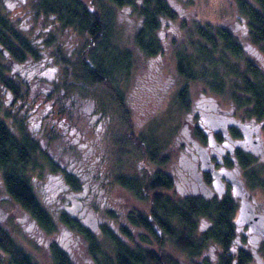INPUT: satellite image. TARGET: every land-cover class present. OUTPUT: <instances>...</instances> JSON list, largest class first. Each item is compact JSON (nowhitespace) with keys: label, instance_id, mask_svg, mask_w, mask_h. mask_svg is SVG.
<instances>
[{"label":"trees","instance_id":"1","mask_svg":"<svg viewBox=\"0 0 264 264\" xmlns=\"http://www.w3.org/2000/svg\"><path fill=\"white\" fill-rule=\"evenodd\" d=\"M172 1L175 3L173 4ZM92 2L96 3V7L93 6V9L87 8L81 0H38L34 5L36 15L41 14L45 18L50 15L60 30L65 31L73 28L81 35L84 33L88 35L85 46L78 50L80 58L77 63L65 57L60 45L56 44L57 59L64 66L65 72H68L69 68L72 69L70 72L72 77L67 76L69 77L68 81L66 79L63 81L61 78V81L53 82V90L45 95L47 100L51 101L55 114L59 113L60 117L75 116L72 111L81 106L77 105L75 100L78 97L82 99L83 94L86 95L84 91H87L89 84L102 83L113 94L118 107L123 104L121 99L123 89L119 86L116 77L130 75L133 63L126 48H120L112 43L113 33L110 25L113 23V15L106 6L107 2L118 7L129 6L132 9V17H137L138 25L132 32L130 40L135 49L145 57L159 54L163 50L158 29L164 23L174 21L179 14L187 15L189 13L188 8L180 7V4L175 0H93ZM235 4L241 17L245 19L244 34H239L229 24L213 26L208 23L193 22L191 27L185 31L184 27L190 23L181 21L180 28L183 29L184 34L170 39L173 45L171 53L174 57L175 72L184 82L177 92L181 107L188 106L186 99L188 83L200 82L211 92L222 93L221 95L240 105L250 103L251 110L258 117L264 116V64L254 62L251 57L243 59V67L237 61L239 58L246 57V48L242 44L243 42H245V46L252 45L250 51L256 54L258 59L260 54H264V0H235ZM47 35L48 37L43 38L40 45H36L0 7V85L14 96L23 99L28 95L27 89L22 94L19 88V84L25 85L26 81L14 79L9 73L11 72L10 68L7 67V64H3L2 59L8 58L22 63L39 59L41 47L54 42L53 35L51 33ZM86 82L89 84H85ZM81 94L82 96H80ZM1 105L0 101V109ZM99 109L104 111L105 118L109 116L105 108L100 107ZM125 114L121 111V119H127L123 116ZM3 116H0V173L3 190L40 227L50 231L53 228L52 220L34 191L33 173L31 172L47 165L50 170L57 169L67 177L70 175L66 181L70 182L75 189H80L82 184L79 176L70 174L64 169L71 163L75 165L80 157L75 156L74 148L71 147L70 155L56 154L54 161L46 155L44 150L50 142L44 143L40 149L37 140L26 133L24 127L28 117L26 114L22 116V120H18L4 108ZM6 117L12 121L15 129L5 121ZM73 124L76 123L73 122ZM131 131L133 130L130 128V132H127L130 134L128 137L135 139V143L139 144V147L144 151L146 159L153 160L155 158L154 150H151L148 155V147L145 138H142L143 135L139 133V135H135ZM37 149L40 151L39 153ZM64 150L65 148L60 149V151ZM37 155H40V162L42 161L43 164L37 162ZM76 166H79V163ZM128 176L130 175H119L116 180L125 190L134 193L137 197L147 193L150 197L153 196L152 219L149 220L148 216L144 214L129 215L128 213L126 218H122V222L119 223L118 229L121 237L110 227H104L106 235L112 241L115 249L113 264H250V261L253 260L251 249L244 247L238 251L230 249L233 245V224L231 221L233 211L230 199L227 201L229 207L226 211H221L220 205L211 206L204 201H188L183 202L178 216L164 217V206L161 207L159 198L153 195L152 188L155 187L154 182L157 181L155 175L147 178L146 182L138 176L135 178L136 180H131ZM166 179L167 185L170 187V177L168 176ZM100 183L103 187L106 184L102 181ZM251 184H255V177ZM168 202L167 212L170 208L172 210L167 215H173L176 213V206L173 207L170 201ZM64 216L62 221L67 223V215ZM198 216L210 219L211 225L204 229L197 227L196 218ZM74 224L76 230H84L85 235H89L86 228ZM132 226L145 229L152 243L150 245L130 244L129 240L134 241L131 232ZM166 237L175 244L182 254L189 257L188 263H183L181 259L165 252L163 246ZM87 238L91 241L90 237ZM211 241L216 242L220 247V252L214 261L203 256V250ZM49 250L52 264H75L69 254L57 244H52ZM255 250L258 261L264 264V240L257 243ZM96 251V247L89 248V254L93 259ZM95 261L97 262L96 259ZM0 264H38L1 223Z\"/></svg>","mask_w":264,"mask_h":264},{"label":"rangeland","instance_id":"2","mask_svg":"<svg viewBox=\"0 0 264 264\" xmlns=\"http://www.w3.org/2000/svg\"><path fill=\"white\" fill-rule=\"evenodd\" d=\"M37 1L38 0H0V7L3 12L9 19L14 20V23L19 26L20 30L33 40L36 45H40L39 43L43 38L48 37V33H51L54 37L53 43L41 47L42 51L39 59L44 60V63L38 60L36 65L32 67V69H35L34 67L37 68L38 64L39 79L35 80V83L32 84L33 88L31 87L28 94L29 99L35 93H38V98H42L41 94L47 91L45 82L53 84L55 81H61V78L63 81H65V79L68 81L69 77L67 76L69 75L70 78L72 77L70 73L72 69L69 68L68 72H65L64 66L57 59V54L55 52L56 44L60 45L65 57L77 63L80 58L78 50H81V48L85 46V42L88 38L86 33L81 35L73 28H69L65 31L60 30L53 22L54 19L50 15H47L46 18L42 17L41 14L36 15L34 5H36ZM81 1L89 9H93V6L96 7L97 1L96 3L92 2L93 0ZM175 1L180 4V7L183 6L188 8L189 13L187 15L179 14L174 21L164 23L158 29V35L162 41L163 50L161 53L150 57L142 56L141 53L135 49L134 44L131 43L130 37L138 25L137 17H132V9L125 5L118 7L111 2L106 3V6L112 11L111 15H113V23L110 25L113 33L112 43L120 48H126L132 57L133 66L130 75L116 77L118 78L117 81L119 86L123 89L121 93L123 104L121 106L118 107L117 103L114 101L113 94L102 83L89 84L86 82L85 84L89 85L87 91H84L86 94H83L84 99L78 97L75 100L77 105H81L78 106L80 109L72 111L74 115L77 116L76 118L74 117L75 119H72V123L74 122L77 125H80L81 121L85 122L84 115L96 118L100 107L105 108L109 115L108 125L110 126V130L108 132L107 130H99L94 134L92 132L89 133V137L95 138L97 136V141L101 143V150L104 156L98 161L97 165L95 164L93 167H87L86 170L89 174L88 181H86L85 175L84 180L91 184V181L94 182V178L93 180L89 178L92 174H90V172L94 171V175L97 174L99 170L107 172L109 179L104 187L100 183L101 180L99 184H97V188L94 187L91 189V185H88L86 193L80 192L81 189H78V192L83 195L81 196V194H79L74 199L79 200L87 214L91 215L88 217V225L86 224L89 235L87 234L86 236L84 230L78 231L75 228H72L73 231H69V227L62 221V217H65L64 215L67 213L65 207L73 206L67 197V191L62 188L65 183L70 184L71 187L73 186L70 182L66 181V178L69 179L70 175H68V177L64 176V174L57 169L50 170L47 165H43L38 169L36 168L34 172H31L35 173V177L32 180L34 191L39 201L47 209L52 220L53 228L50 231H46L4 192L0 173V223L6 227L14 239L30 253L32 259L36 263L52 264L49 247L52 244H57L67 251L75 264H113L115 249L112 241L106 235L104 227L108 226L112 231L117 232L119 218L122 219L126 217L128 213L129 215L133 214L135 210H141L143 214L147 215V208L149 206V193L146 194L145 198L140 200L141 202H137L130 196L131 192H128L124 187L117 184V174H133L136 178L137 176H141V179H144L145 182L147 178L154 174V171L151 172L150 170L153 168L151 167L152 163L148 162L146 159L147 157L144 156V151L139 147V144L135 143L134 138L131 139V137H128L130 134L127 132H130L131 128L133 134L137 135L139 133L143 135L142 138L147 140H145V142L148 147V155L151 150H154L152 144L157 147L160 146L161 148L160 142L163 141L166 143L164 146H167L169 150L173 139L176 138L175 135L182 133L180 137H183L186 133V131L184 132V130H181V127L185 120L184 114L190 111L192 105L190 109H188L189 107L183 109L179 103L177 92L184 82L175 72L174 57L171 53L173 45L170 39L178 37L179 34H184L183 29L180 28L181 21L190 23V25L187 23L188 26L184 27L185 31L188 27H191V23L193 22L208 23L213 26L229 24L235 28L236 32L244 34L246 27L245 19L241 17L240 12L237 10L235 0ZM172 3L174 4L175 2L172 1ZM242 44L246 48V57L237 60L242 67L243 59L250 57L254 59V62H258L262 65L264 64V58L261 57H264V54H260V58L258 59L256 54L250 51L252 45L245 46V42ZM2 62L3 64H7V67L14 72L25 73V70H17L18 68L16 65L8 58H3ZM52 67L55 68L54 71L50 70ZM150 72L157 75L159 81L157 84L160 86L163 85L161 88H145V86L148 85V78L145 77ZM27 82L30 85L32 83L31 81ZM165 86L167 87L165 88ZM1 89L3 88L0 87V101L2 103L0 116L4 117L3 109L6 108V110L11 113V116L16 117L18 120H22L23 115L20 113V109L14 108L15 104L13 103L11 105L10 97L5 95L4 91L2 93ZM199 91L211 95L214 101L220 100L223 106L228 105L227 97L221 95L222 93L211 92L200 82L188 83V95L186 98L189 101L188 104L193 103L198 97ZM80 96H82V94ZM224 98H226V101L223 100ZM34 104L35 103L30 102V106ZM241 106L243 107V105ZM82 111H84V114L80 113ZM121 111L126 113L123 116L127 117V119H121ZM55 116L60 117L59 113ZM39 118L40 113L38 111L37 114L33 116L32 120H30L29 125H27L28 127L24 125L25 129L27 131L33 128L37 130L38 128L35 124H37ZM52 119L53 117H51L50 120ZM5 121L10 127H13L12 121L8 117L5 118ZM43 121L38 127L44 129L45 126H47L48 128L49 120H47V124ZM72 123H69L70 126ZM84 126L85 125L82 127ZM45 132L47 135L49 130L45 129ZM101 133L104 135H101ZM27 134L30 135V132ZM35 139L39 143L38 148L40 149L43 147V144L48 141H43L41 138L38 140L36 137ZM62 144H66L65 139H63ZM47 145L48 146L44 150L49 154L52 151L50 157L55 161L54 157L56 154H59V152L58 150L55 151L53 146L49 147V143ZM37 152L39 153L40 151L38 150ZM153 155L157 159L162 156L160 151L156 152L155 150ZM78 157L80 156L78 155ZM92 157L93 156H90L88 158L91 159ZM40 160V155H37V162H40ZM40 164H43V162L41 161ZM116 164L120 165L119 171H117ZM76 165H78V162H76L75 165L73 163L69 164L68 172L79 176L80 179L81 175ZM38 170L41 171L38 172ZM59 173L62 175L59 176ZM85 174L87 173L85 172ZM248 174L254 175L255 177L254 185L251 184V181L246 183L249 193L253 195L257 203L264 208V159L257 158L254 160ZM90 193H94L92 198L89 196ZM92 217L96 220L95 228H90V218ZM75 220L74 221L80 226L84 224L83 218L76 217ZM196 221L197 226L200 229H204L209 226L210 219L204 216H198ZM131 232L132 235H134V241L132 239L129 240L130 244L152 243L146 231L142 229H132ZM87 237H90L91 241H89ZM165 240L166 244L165 247H163L165 252H168L177 259H181L183 263L189 262V257L184 253L182 254L172 241L167 237ZM90 247L97 248L94 259L89 254ZM243 247L250 249L249 247L251 246H246L245 243ZM254 247L256 246L254 245L253 249L250 250L251 253H253V260L250 261V264H262V262L257 259ZM216 250L217 248H215V246L208 245L205 250H203V256H205V258H211V260L214 261L219 253ZM182 262L180 261V263Z\"/></svg>","mask_w":264,"mask_h":264},{"label":"flooded vegetation","instance_id":"3","mask_svg":"<svg viewBox=\"0 0 264 264\" xmlns=\"http://www.w3.org/2000/svg\"><path fill=\"white\" fill-rule=\"evenodd\" d=\"M38 60L40 59L24 63L11 60L18 68L17 70H25L24 72L26 73L10 70L11 76L14 79L18 81H26L25 85L23 83H18L22 94L27 90L29 94L32 84L35 83V80L39 79L38 64L37 68L34 67L35 69H32ZM40 61L41 63H44V60ZM54 69L55 68L53 67L50 68L52 71H54ZM145 78H148V85L145 86L146 89H159L163 86L157 84L159 82L157 75L152 72L146 75ZM27 81H31V85ZM45 83L47 91L46 93L41 94L42 98H38V93H35L30 99L28 95H26L25 98H23L24 100L19 96H14L3 86L0 85V87L3 88L1 89V92L3 93L4 91L5 95L10 97L11 105L12 103L15 104L14 108L20 109L22 115L26 114L28 116L24 123L26 127H28L27 125H29L30 120H32L33 116L39 111L40 118L37 124H35L38 129L35 130L33 128L28 129V131L26 130V133L30 132V136L34 140H36L35 137L38 140L40 138L43 139V141L48 140L50 142L49 147L53 146V149L55 151L58 150L60 154L64 153L70 155V148L72 146L74 147L75 156H80V159L78 160L79 166L77 167V170L81 175L80 180L82 186L80 192L86 193L88 185H91V189L94 187L97 188V184H99L100 180L107 183L109 175L104 170H99V172L94 175V171L90 172V174L92 173V177L89 176V178L92 180L94 178V182L91 181V184L85 182L84 177L86 176V181H88L89 174L86 170L87 167L89 168L93 167L95 164L97 165L98 161L104 156V153L101 150V143L97 141V136L95 138L89 137V133L92 132L94 134L99 130H107L108 132L110 130V126L108 125L109 116H106L105 118L103 115L104 111L98 109V115L96 118L85 115V122L81 121L80 125L76 124L77 126L72 123V119H75L77 116H74L75 118L55 116V109L53 108L51 101L47 100V97L45 96L53 90L54 84L49 82ZM166 87L167 86H165V88ZM223 100L226 101V98ZM30 102L35 104L30 106ZM227 102L228 105L223 106L221 105L220 100L214 101L211 95L199 91L198 97L192 104H188L186 107H189L188 109H190V106L192 105L190 111H187V113L185 112L186 114H184L185 120L181 130H184V132L186 131L185 135L183 137H180L182 133L175 135L176 138L173 139L169 150L167 146H164L166 143L163 141L160 142L161 148L160 146L157 147L152 144L153 149L156 152L160 151L162 156L158 159L154 158L152 160L151 158H148L147 160L149 163H152L151 167L153 168L150 170L151 172L154 171L153 176L155 175L157 178V181L154 182L155 187L152 188L153 195H156V197L159 198L160 206H164V217L178 216V211L183 202L188 201H204L211 206L220 205L221 211H226L229 207L227 201L230 199L233 211L231 216L233 224V245L230 249L231 251H238L243 249V244L246 243V246H251L249 248L252 250L253 246L257 245V242L264 240V234L255 231V229L258 228L257 225L254 224L252 228L248 222L243 223V221L239 219V221H236V217L240 211V205H243V200H247L252 206V215L264 216V208H262L253 195L249 193V189L246 185L248 181H252L254 178V175L248 174V171L253 164V161L251 162L248 160H256L257 158L264 159V116L258 117L251 110L252 106L248 102L244 103L243 107L230 99H228ZM182 108L185 109V107ZM80 113L84 114V111ZM51 117H53L52 120H50ZM46 119L49 120L48 128L45 126L44 129H40L38 125H41L43 120H45L43 122L47 124ZM69 123H72L74 126H70ZM83 125L85 126L82 127ZM45 129L49 130L47 135ZM101 135L104 134L101 133ZM63 139L66 140V144H62ZM64 148V151H60V149L63 150ZM51 154L52 151L50 154L46 152V155L50 156ZM90 156L93 157L90 159L88 158ZM119 168L120 165L118 164L117 171H119ZM64 169L68 171V167H64ZM85 172L87 174H85ZM61 173H59V176L62 175ZM34 175L35 173H33L32 180L35 177ZM168 176L170 177L171 182L170 187L167 185L166 177ZM117 177H119V174H117ZM128 177L131 180H136V177L132 174ZM138 178H141V176H138ZM117 184L119 183L117 182ZM62 188L67 191V197L73 205L65 207L67 210L66 218L68 222L64 223L69 227V231H73L72 228H76V225L74 224L76 223L75 218H83L85 225L83 224L82 227L87 229L88 227L86 224L88 225V217L91 215L87 214L79 200H74L76 196L81 194L78 192V188H72L68 183H65ZM93 194L94 193L89 194V196H91L90 198L93 197ZM82 195L83 194H81V196ZM130 196L137 202H141L140 200L145 198L146 194L137 197L134 193H131ZM148 201L149 206L147 208V216L149 220H151V212L154 206L152 195L151 197L149 196ZM168 201H170L173 207L176 206V213L173 215H167L168 213H171L172 210V208H170L169 212H167L169 206ZM138 213L143 214L141 210H135L134 214ZM90 220V228H95V218L92 217ZM120 222H122V219L119 218L118 226ZM76 224L78 225V223ZM210 225L211 221H209V226ZM132 228L146 231L141 227L132 226ZM116 233L120 237L122 236L119 229H117ZM164 242L166 244V241ZM147 244L150 245V243ZM165 244L163 247H165ZM209 245L215 246V248H217L216 251L220 252V247L216 242L211 241Z\"/></svg>","mask_w":264,"mask_h":264},{"label":"water","instance_id":"4","mask_svg":"<svg viewBox=\"0 0 264 264\" xmlns=\"http://www.w3.org/2000/svg\"><path fill=\"white\" fill-rule=\"evenodd\" d=\"M243 205H240L238 216L236 217V221H243V223L248 222L249 225L253 228V225H257L258 228L255 229L256 232L260 234H264V216L262 215H252L253 208L248 203L247 200L242 201ZM243 218V220H242ZM239 219V220H238ZM258 258V257H257Z\"/></svg>","mask_w":264,"mask_h":264}]
</instances>
